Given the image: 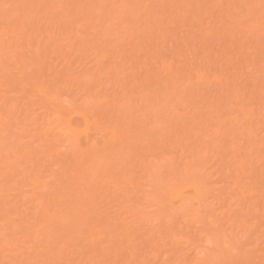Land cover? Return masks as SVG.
I'll return each instance as SVG.
<instances>
[{
    "label": "rangeland",
    "instance_id": "1",
    "mask_svg": "<svg viewBox=\"0 0 264 264\" xmlns=\"http://www.w3.org/2000/svg\"><path fill=\"white\" fill-rule=\"evenodd\" d=\"M0 264H264V0H0Z\"/></svg>",
    "mask_w": 264,
    "mask_h": 264
}]
</instances>
